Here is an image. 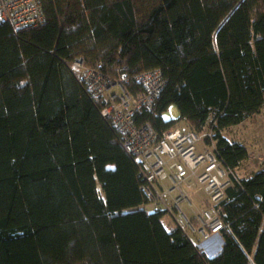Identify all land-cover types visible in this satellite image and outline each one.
I'll list each match as a JSON object with an SVG mask.
<instances>
[{
	"label": "trees",
	"instance_id": "1",
	"mask_svg": "<svg viewBox=\"0 0 264 264\" xmlns=\"http://www.w3.org/2000/svg\"><path fill=\"white\" fill-rule=\"evenodd\" d=\"M40 2L43 22L0 21V264H264V164L241 173L251 151L237 133L264 108V0ZM77 60L126 78L136 98L149 93L138 76L158 71L135 125L193 130L238 176L208 206L218 255L174 205L152 202ZM172 105L178 118L165 116Z\"/></svg>",
	"mask_w": 264,
	"mask_h": 264
},
{
	"label": "built area",
	"instance_id": "2",
	"mask_svg": "<svg viewBox=\"0 0 264 264\" xmlns=\"http://www.w3.org/2000/svg\"><path fill=\"white\" fill-rule=\"evenodd\" d=\"M43 20L40 0H0V21H9L16 29L27 28ZM75 65L83 70V79L95 96L108 97L110 105L104 113H114L115 123L125 134V148L138 159L146 176L148 184L145 189L152 202L167 208L174 205L191 231L206 241L210 240L213 233L221 230L222 222L211 209L193 206L195 204L190 202L185 184L195 181L205 186L209 198L217 202L224 196L229 185L226 178L231 176V172L211 147L198 148L201 136L193 130L174 127L159 137L150 124L135 125L133 115L136 108L144 105L148 110L152 108L154 97L161 88L160 73L152 71L138 76L148 87L149 93L136 98L126 91V78L113 81L93 69H85L81 60H77ZM259 154V159L264 163V156ZM183 202L196 209L193 216L182 211Z\"/></svg>",
	"mask_w": 264,
	"mask_h": 264
},
{
	"label": "rangeland",
	"instance_id": "3",
	"mask_svg": "<svg viewBox=\"0 0 264 264\" xmlns=\"http://www.w3.org/2000/svg\"><path fill=\"white\" fill-rule=\"evenodd\" d=\"M165 116L167 118H178V116H179L178 107L176 105L170 106V108H169L168 112H166ZM237 133H238V135H240L244 139V141H246L249 144V146L251 147V150H254L253 152H257L255 155H252L253 159L251 158L248 162L245 163V165H243L240 168L241 173L245 174V173L251 172V170H253L254 167L259 168L260 163H261V160H258L259 159V157H258L259 152L262 153V154H259L261 157L264 156V108L260 114L254 115V116L250 117L249 119H247L245 121V123H243L241 125V128L239 130H237ZM254 146H256L255 149L253 148ZM196 185L199 186L197 188V191H200V193H198V194H201V192L202 193L204 192L207 195V197L209 198V194H208L206 187L199 184V183ZM191 187L195 188V186L192 185L191 182H187L185 184V189L188 192L190 191ZM192 197H195V195H191L190 202H192V199H193ZM198 205H207V203H204V201H203L201 204H198ZM195 208L187 205L186 203L181 204L182 211L186 212L190 217L193 216V214L195 213V210H196ZM187 210L192 211V214H190L189 211L187 212ZM177 212L179 213V215H177L178 219L182 220V222H184L182 219L183 216H182L181 212H179L178 210H177ZM165 220H167L166 217H165ZM194 238L196 241H198V239L196 237H194ZM198 243H199V241H198Z\"/></svg>",
	"mask_w": 264,
	"mask_h": 264
},
{
	"label": "crops",
	"instance_id": "4",
	"mask_svg": "<svg viewBox=\"0 0 264 264\" xmlns=\"http://www.w3.org/2000/svg\"><path fill=\"white\" fill-rule=\"evenodd\" d=\"M240 136V135H239ZM241 137V136H240ZM243 139V138H242ZM242 141H244V139L242 140ZM246 144H247V146L249 147V149H250V151H251V158H252V155L255 153V152H253L254 150H251V147L249 146V144L246 142V141H244ZM255 147L256 146H254L253 148L255 149ZM255 155V154H254ZM250 158V159H251ZM249 159V160H250ZM253 159V158H252ZM253 169V168H252ZM191 184L192 185H194L195 186V188H190V193H191V195H195V197H192L193 199V202H194V204L195 205H193L194 207H196V208H208V206L209 205H211V203L213 202L212 200H210V198H208L207 197V195L203 192H201V194H198V193H200V191H197V188L199 187V186H197L196 184H198L197 182H195V181H191ZM198 194V195H197ZM206 199V200H205ZM204 201V203L205 202H207L208 204H207V206L206 205H198V204H201L202 202ZM198 204H197V203ZM190 212V214H192V211H190V210H187V212ZM194 215V214H193ZM201 236V235H200ZM218 241H219V238L218 237H216V236H214V238L213 239H211L210 241H209V243L207 244V249L208 250H210V249H213V247L218 243Z\"/></svg>",
	"mask_w": 264,
	"mask_h": 264
},
{
	"label": "bare ground",
	"instance_id": "5",
	"mask_svg": "<svg viewBox=\"0 0 264 264\" xmlns=\"http://www.w3.org/2000/svg\"><path fill=\"white\" fill-rule=\"evenodd\" d=\"M257 159V158H256ZM262 164H264V163H262ZM227 179V182L229 183V185H231V184H233L235 181H238V176L237 175H231V176H229L228 178H226ZM189 194H190V199H191V193H190V191H189ZM183 203H186L187 205H189L187 202H183ZM192 203H194L193 202V200H192ZM190 206V205H189ZM214 235L210 238V240L211 239H213L214 238V236H216V237H218L219 238V236H218V234H220L219 232H217V233H213ZM221 235V234H220ZM222 236V235H221ZM223 238V237H222ZM210 240H208V241H206V240H203L201 243L199 242V244H198V246L203 250V251H205L207 254L208 253H213L214 252V254H215V256L216 255H218L219 254V252L223 249V246H224V244L222 243V240L219 238V241H218V243L213 247V249H210V250H208L207 249V244L209 243V241ZM224 243H225V241H224ZM222 247V248H221ZM221 249V250H220ZM216 251H218V253L216 252ZM214 256V255H213ZM214 256V257H215Z\"/></svg>",
	"mask_w": 264,
	"mask_h": 264
},
{
	"label": "water",
	"instance_id": "6",
	"mask_svg": "<svg viewBox=\"0 0 264 264\" xmlns=\"http://www.w3.org/2000/svg\"><path fill=\"white\" fill-rule=\"evenodd\" d=\"M218 236H219V238L222 240V243L225 244V243H224V239L222 238V236H221L220 234H218ZM221 248H222V247H221ZM220 250H221V249H220ZM216 252L218 253V251H216ZM208 255H209V256H213V255H215V254H214V252H213V253H208Z\"/></svg>",
	"mask_w": 264,
	"mask_h": 264
},
{
	"label": "clouds",
	"instance_id": "7",
	"mask_svg": "<svg viewBox=\"0 0 264 264\" xmlns=\"http://www.w3.org/2000/svg\"><path fill=\"white\" fill-rule=\"evenodd\" d=\"M212 203H215V202H212ZM212 203H211V204H212ZM208 209H210V208H208ZM203 240H204V239H203V237L201 236V239H200L199 241H203Z\"/></svg>",
	"mask_w": 264,
	"mask_h": 264
}]
</instances>
